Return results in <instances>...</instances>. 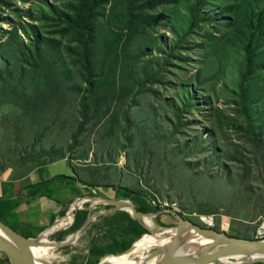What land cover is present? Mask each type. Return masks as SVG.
Segmentation results:
<instances>
[{
  "label": "rangeland",
  "instance_id": "rangeland-1",
  "mask_svg": "<svg viewBox=\"0 0 264 264\" xmlns=\"http://www.w3.org/2000/svg\"><path fill=\"white\" fill-rule=\"evenodd\" d=\"M129 1L141 24L128 47ZM194 1L106 0L86 50L90 75L81 45L62 34L79 0H2L0 150L10 163L68 155L104 197L133 196L262 239L264 24L247 73V41L233 27L238 3L209 2L191 27ZM88 191L85 198L101 196ZM108 207L94 205L85 233L50 261L86 264L91 245L107 242L97 233L102 223L91 232ZM153 220L177 223L169 212ZM70 228L48 241L75 234Z\"/></svg>",
  "mask_w": 264,
  "mask_h": 264
},
{
  "label": "water",
  "instance_id": "water-1",
  "mask_svg": "<svg viewBox=\"0 0 264 264\" xmlns=\"http://www.w3.org/2000/svg\"><path fill=\"white\" fill-rule=\"evenodd\" d=\"M85 197L78 198L75 202L79 199ZM89 199V215L82 226L77 230H85L86 227L94 220L92 216V209L96 204H109L105 211H102L97 216L100 217L99 223L96 225L94 230L91 232V238L93 239L94 233L97 230L100 223L104 221V219L119 210H124L129 212L138 222L143 225L147 232L143 233L140 237L147 233H162L168 229L169 226H174L175 228H180L183 230L185 227H192L194 232L199 237V242L192 247L189 251L182 253L180 255H171V257L166 261H161L156 264H231V263H239V264H258L264 263V238L262 239H246V238H238L234 236H230L224 232H220L213 228L211 224H207V226H202L190 219L183 218L179 212L172 209L164 208L158 211H148L144 212L139 210L137 204L134 202L132 198H111V197H103V196H90L86 197ZM97 200L96 202H93ZM92 201V202H91ZM85 202V203H87ZM128 204L131 207V210L125 209L122 205ZM83 209V207H73L72 212L74 213V221L77 216L79 210ZM69 211V210H68ZM67 211V212H68ZM66 212V214H67ZM169 212L171 213L174 218L177 220V223L174 225H163L160 226L159 229H152L148 226L144 220V216H150L152 218L159 216L162 213ZM95 216V218L97 217ZM58 220V219H57ZM55 220L50 226H48L44 231H42L37 237L30 238L26 237L18 230H15L10 225L6 224L5 222L0 220V252H2L10 261L11 264H57L53 263L52 261L43 262L36 258L34 254V249L37 248H47L49 245H53V249L57 250L60 248H65L69 246H73L75 244H71L68 237L61 241H51L49 243L42 242L40 240L41 235L46 234V236H51L53 234L59 233L63 230H55L51 233L47 232L48 229L54 226ZM71 225V226H72ZM70 226V227H71ZM162 228V229H161ZM75 231V232H77ZM182 231H179L173 238V240L165 245H161L155 247L147 259H151L152 257L164 253L171 250H174L177 247L175 243L178 236H180ZM139 237V238H140ZM210 240V244L203 249V253L196 256L201 248V243L204 238ZM136 240L133 244L127 248L126 250L111 254V255H122L128 251H131L134 248ZM211 249V251H209ZM109 255V256H111ZM99 264H111L106 262L105 260L100 261ZM115 264V263H112ZM121 264V263H116ZM138 264H150L146 261H142Z\"/></svg>",
  "mask_w": 264,
  "mask_h": 264
},
{
  "label": "trees",
  "instance_id": "trees-1",
  "mask_svg": "<svg viewBox=\"0 0 264 264\" xmlns=\"http://www.w3.org/2000/svg\"><path fill=\"white\" fill-rule=\"evenodd\" d=\"M218 0H195L192 6L189 8L190 15L192 17L191 27H194L199 21V12L209 2H215ZM238 3L237 10L235 12V22L233 27L236 33L244 37L247 41V73L251 72V68L254 66V59L259 54V50L262 44V40H258V34L260 27L264 24V0H235ZM2 0H0V3ZM106 0H79V5L74 8L70 16H66L65 23L67 28L63 31V36H71L75 42H78L81 46L78 49L80 52H84L86 59V66L89 74L91 75V64L89 57L86 54V50L93 45L95 29L94 24L98 13L101 11ZM127 16V29L130 31L126 44L128 47L134 41V38L138 35L140 19L136 15L135 3H130ZM228 11V9L226 10ZM259 23V24H258ZM242 33V35H241ZM123 36L120 37L122 39ZM255 48H257L255 50ZM39 50V49H37ZM42 51V50H39ZM45 55L42 57L44 58ZM55 70V69H54ZM247 77V76H246ZM91 81V80H90ZM92 89V85L90 86ZM93 90V89H92ZM85 106V102H81ZM83 116L85 114L83 113ZM85 125V124H84ZM64 181H69L71 178L62 177ZM125 191H121L118 188L116 193L118 196L125 195ZM137 204L139 210L144 212L158 211L167 207L156 206L151 208L144 199L137 200L133 196H130ZM89 214V210L79 211L75 218L74 224L71 226L70 231H77L85 222ZM181 214V213H180ZM172 215V214H171ZM0 220L5 222L2 217ZM8 224L7 222H5ZM163 225H166L165 223ZM201 225V224H200ZM203 226V225H202ZM14 228V227H12ZM17 230L16 228H14ZM68 231V232H70ZM78 232V231H77ZM76 232V233H77ZM147 229L141 225L129 212L124 210L116 211L108 215L100 227L98 232L102 234L107 242L105 244H99L97 242L91 245L89 251V257L86 264H99L100 261L115 253L122 252L129 248L135 240H137L143 233H146ZM63 234H59V240H62ZM264 264V263H258Z\"/></svg>",
  "mask_w": 264,
  "mask_h": 264
},
{
  "label": "crops",
  "instance_id": "crops-1",
  "mask_svg": "<svg viewBox=\"0 0 264 264\" xmlns=\"http://www.w3.org/2000/svg\"><path fill=\"white\" fill-rule=\"evenodd\" d=\"M6 153L0 150V217L26 237L35 238L55 220L64 218L78 198L90 193L88 190L103 196L81 179L78 160L68 155L10 163ZM62 177L71 179L64 181ZM0 264H11L2 252Z\"/></svg>",
  "mask_w": 264,
  "mask_h": 264
},
{
  "label": "bare ground",
  "instance_id": "bare-ground-1",
  "mask_svg": "<svg viewBox=\"0 0 264 264\" xmlns=\"http://www.w3.org/2000/svg\"><path fill=\"white\" fill-rule=\"evenodd\" d=\"M89 201L87 198H82L79 199L77 202L73 203L67 214L62 220H57L54 224L53 227L48 229L47 232L51 233L52 231L54 232L55 230H65L68 229L73 221H74V213L72 212L73 207H83L85 202ZM97 200H94L93 202H96ZM92 202V201H91ZM125 209L131 210L130 205L123 204L122 205ZM144 222L150 226L152 229H159L160 225L158 226L156 222L153 220L152 217L144 216L143 217ZM202 222L204 224H207L204 222L203 217H202ZM214 222V221H213ZM162 229V228H161ZM86 230H79L77 233L70 235L68 238L70 240L71 244H74L78 241V238L85 233ZM179 231H182L181 235L178 236L176 239L175 243L177 244V247L174 250L160 253L151 259H147V257L150 255V253L153 251L155 247L165 245L173 240L175 238L174 236L179 233ZM48 235L46 234L41 235L40 240L45 243H49L48 241ZM199 242V237L197 234L194 232L192 227H185L183 230H180V228H175L174 226H169L168 229L162 233H147L143 235L142 237L138 238L136 240V243L134 245V248L131 251H128L122 255H111L105 257L103 260L109 263H121V264H138L142 261H146L150 264H156L161 261H166L168 260L171 255H180L182 253H185L186 251H189L194 247L196 243ZM210 244V240L207 239L206 237L202 240L201 243V248L199 252L196 254L198 256L199 254L203 253V249ZM53 245H49L47 248H37L34 249V254L36 258L43 262H47L52 260L53 257ZM211 251V249L209 250ZM231 264H239L237 262L231 263Z\"/></svg>",
  "mask_w": 264,
  "mask_h": 264
},
{
  "label": "built area",
  "instance_id": "built-area-1",
  "mask_svg": "<svg viewBox=\"0 0 264 264\" xmlns=\"http://www.w3.org/2000/svg\"><path fill=\"white\" fill-rule=\"evenodd\" d=\"M201 220H202V216H201ZM211 225L214 227V222L212 221ZM259 234L261 236V238H264V223L261 226L260 230H259Z\"/></svg>",
  "mask_w": 264,
  "mask_h": 264
}]
</instances>
